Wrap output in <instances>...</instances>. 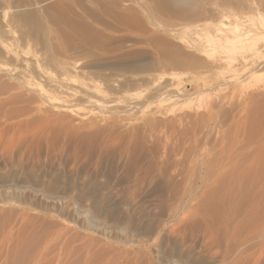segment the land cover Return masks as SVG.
Returning <instances> with one entry per match:
<instances>
[{
    "label": "rangeland",
    "instance_id": "374dc122",
    "mask_svg": "<svg viewBox=\"0 0 264 264\" xmlns=\"http://www.w3.org/2000/svg\"><path fill=\"white\" fill-rule=\"evenodd\" d=\"M174 1L0 0V264L105 262L115 235L93 222L81 226L66 210L89 203L84 193L124 197L127 179L138 173L132 158H140L141 169L161 167L158 182L184 186L198 181L193 171L201 173L212 161L215 170L234 163L248 173L264 172V66L248 72L244 51L250 30L264 54V0ZM234 27L239 35L227 33ZM225 34L229 43L218 42ZM70 63L73 79L91 81L104 93L100 108L59 112L16 76L25 71L54 92L37 71L59 78ZM77 90L75 100L97 98ZM106 177L112 178L108 184ZM19 181L42 194L64 188L73 201L63 211L42 205L32 191L16 188ZM150 200L140 209L152 218L158 212ZM104 243L106 249L99 248Z\"/></svg>",
    "mask_w": 264,
    "mask_h": 264
},
{
    "label": "bare ground",
    "instance_id": "6f19581e",
    "mask_svg": "<svg viewBox=\"0 0 264 264\" xmlns=\"http://www.w3.org/2000/svg\"><path fill=\"white\" fill-rule=\"evenodd\" d=\"M175 1L177 2L182 1L183 3L184 0H175ZM249 31H246V50L244 51H246V70H248V72L250 71L251 73L252 71L255 72L259 67L262 68L264 66V54H262L261 50H259V47L258 48L255 47L253 42H256V39L255 40L253 39L254 38L252 37L253 35L250 36ZM7 32H8V36L10 34L12 38L14 32L11 30H8ZM227 33L229 35L230 34L239 35L240 32L237 27H234L231 28ZM228 34H225V36L222 35L223 37L221 38L218 37L220 38L218 42L222 41V44L228 42L231 38V36H229ZM5 54H11V50L10 52L7 51ZM74 68H75L74 63L67 64L64 69L65 74L62 73V75H59V78H56L55 75L51 74L50 72L42 70V68L39 70L37 68L38 70L37 76L39 77L41 76L40 78L43 77L44 79H46L45 82L51 84L52 88L57 90L58 94H56L57 92L54 94L55 92L54 89H52V91L54 90V92H50L44 89V87H42L39 84L40 82L42 83V80L39 83L37 81H34L33 78L28 77L27 75L28 73L26 74L27 76L24 74L25 71L23 72L20 71V73H17L16 76L20 78L24 86L31 88L32 90L37 92L38 96H40L41 99L44 100V102L52 105V107L59 112L65 114L66 113L74 114V112H82L83 110H85V108L83 107L87 105H89V107L95 106L96 108L97 107L100 108L102 106L101 104L102 101L100 100L101 101L100 102L99 99L104 98L103 96L104 93L100 91L99 87L96 84L92 83L91 81H84V80L76 81L75 79H73L72 78L73 76L70 75V72ZM11 69H9L10 71L9 70L7 71L6 69V72L7 73L11 72ZM13 71L14 70H12V72ZM74 83L77 84V87L75 86L77 89H80L82 92H86L84 93V95L88 94V92L93 93L95 95L97 94L96 99L98 100L93 99L89 96H86V98L84 99H80L79 97L80 100L79 99L75 100L78 94V90L76 88L74 89L72 88V85H74ZM101 92L102 95H100ZM98 94L100 98L98 97ZM263 94L264 93H262V95ZM103 101L105 100L103 99ZM152 123L153 121H148L147 124L149 126ZM140 148L141 145L139 144L135 145V150H138ZM125 152H123L124 155ZM126 153H128V150ZM134 154L133 156L131 155L129 156L128 154L126 156L127 158L129 156V159H131L130 157H134ZM131 160H132V165L138 171V173L136 175L132 173L134 177L133 178L131 177V180L127 179L129 180L127 181L126 183L127 185L125 187L126 188L125 190L127 191L125 192L127 194L124 197L117 200L116 198L109 199L111 196L108 198L109 196L108 195L105 197H107L109 200L107 202H104L106 198L103 197L102 194H101L102 196H95L94 194L92 195L90 193H84L83 200L85 199L89 203H84L83 201L82 203L84 204L77 205L74 201L76 206L75 207L72 206L71 209H68L67 207L66 210L67 215L68 214L74 215L73 217L77 218L78 220L77 222L81 221V226L83 225L82 222L83 223H85L86 221L93 222V224L92 223L91 224L94 226L95 225L99 226L100 230H102L103 233L104 231L105 232L107 231L108 233L107 235L109 237L110 235H115L114 238L112 239L115 240V241L113 240V243L116 244V248L110 251L108 250L110 256L108 257L107 260L104 259L105 262H102L104 261L102 260L101 261L102 264H261V262L264 260L262 259V257L264 256L263 255L264 226L262 228L260 226L264 224V222L262 224V221L264 219V172H261L262 173V174L260 173L261 175L255 174L257 173L258 170L256 172L254 171V173H248L246 172L247 171L245 167L246 165L237 166V164L234 165L233 162H232L233 164L229 163V167L226 168L221 167V169L218 170H215L216 169L215 167H214L215 169H212L211 164L213 161L211 162L210 165L209 164L207 165L206 163L205 164L198 163L199 165H207V166L206 168L203 166L204 169L201 173L196 174L193 171L192 175L195 177L197 175L198 181L193 177H191L194 180L190 181V183L188 184L186 183L187 186L186 185L184 186L185 183H182L183 185L182 184L180 185L181 181H178V183H176L177 180L175 181V183L173 182L174 180H170V179L164 180L163 182H158L157 175H159L160 173L159 171H163L160 169L161 167L157 168L156 166H152V164L149 163L150 164L149 166L145 167L143 165V168L141 169L139 168L141 166L138 167V165H140L141 162L140 158H132ZM207 163L209 162L207 161ZM194 165H196V163ZM159 166L160 165H158V167ZM213 166L215 165L213 164ZM195 167H197V165ZM201 168L199 167L198 170ZM248 171L253 172V170L251 169L250 170L248 169ZM259 172L260 171H258V173ZM126 175L125 178H128L126 177ZM185 177L186 176H183L184 179ZM106 178H107L106 183L108 184L112 178L110 177H106ZM0 183H2V181H0ZM19 183L26 184V182L19 181L17 183L16 188L19 189V191L25 193L30 190L29 192L31 191L33 192L32 197H35L38 200V202L40 201L42 203V205L43 204L52 205L53 207L59 209L60 211H63L66 208V206L69 205L68 203H71L73 201V199L71 202L70 200H67L69 199L68 196L70 195L66 196L67 191H65L66 189L64 190V188L62 190L61 188H59L60 191L59 190L51 191V192L47 191L48 192L47 194L45 193L42 194L39 191L34 190V188L29 189V187L26 186H22V185L19 186L18 185ZM124 184L122 183L121 185ZM3 188H5L4 182L2 185H0V190ZM103 198L105 199L103 200ZM148 199L149 200L151 199L150 202L152 201V205L150 206H153L154 209L157 210L158 212L155 213L153 217L151 214L152 218H150L148 212L149 210L147 211L146 209L143 208L140 209L141 205L144 206V203L149 201ZM121 205L129 207L131 211L124 213L117 212L116 208H118ZM256 220H258V223H256L257 225L255 224L256 225L255 228L253 226L255 230L250 231L251 229H249V225H252L254 222H257ZM259 220H260V224H259ZM86 224L91 225L88 222ZM258 224L260 227L258 226ZM78 227L81 228L79 225ZM90 235L91 233L89 234V237ZM91 240L90 243L92 245L91 244L88 245L89 246L88 248H90L91 246L93 247L94 242L93 239ZM110 240H108V242ZM105 243L104 245H102V247L99 246V248L102 249L104 247L106 249ZM98 244L100 245V243ZM109 247L110 246L108 245V249ZM98 249H96V251ZM103 252H105V250ZM91 258L93 259V256Z\"/></svg>",
    "mask_w": 264,
    "mask_h": 264
}]
</instances>
